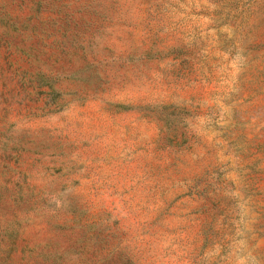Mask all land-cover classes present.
I'll return each mask as SVG.
<instances>
[{"label": "rangeland", "instance_id": "rangeland-1", "mask_svg": "<svg viewBox=\"0 0 264 264\" xmlns=\"http://www.w3.org/2000/svg\"><path fill=\"white\" fill-rule=\"evenodd\" d=\"M0 264H264V0H0Z\"/></svg>", "mask_w": 264, "mask_h": 264}]
</instances>
